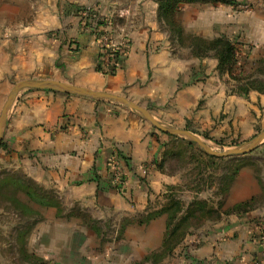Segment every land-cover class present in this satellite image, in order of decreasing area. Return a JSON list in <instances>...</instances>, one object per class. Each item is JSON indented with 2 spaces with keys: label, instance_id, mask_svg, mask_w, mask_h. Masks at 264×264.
Returning a JSON list of instances; mask_svg holds the SVG:
<instances>
[{
  "label": "crops",
  "instance_id": "obj_1",
  "mask_svg": "<svg viewBox=\"0 0 264 264\" xmlns=\"http://www.w3.org/2000/svg\"><path fill=\"white\" fill-rule=\"evenodd\" d=\"M27 1L48 5L40 9L46 18L27 24L19 12L0 14V111L14 81L38 76L124 96L162 123L223 144L264 129V92L232 91L264 78V0L198 1L176 10L185 36L225 37L235 45L232 75L219 72L213 53L196 57L188 43L171 41L158 20V0H114L120 7L113 14L124 19L115 34L128 45L113 74L96 69L98 43L78 12H63L85 0L16 4ZM108 2L89 3L99 12ZM160 148L150 124L122 104L49 90L20 94L6 117L0 160L58 197L57 205L40 206L29 251L45 264H170V256L175 264H264V198L244 213L222 216L209 231L187 235L153 261L167 231V214L159 211L163 194L175 183L157 166ZM255 150L264 157V142ZM113 155L123 172L121 191L110 178ZM258 177L264 180L242 167L223 208L260 195Z\"/></svg>",
  "mask_w": 264,
  "mask_h": 264
},
{
  "label": "rangeland",
  "instance_id": "obj_2",
  "mask_svg": "<svg viewBox=\"0 0 264 264\" xmlns=\"http://www.w3.org/2000/svg\"><path fill=\"white\" fill-rule=\"evenodd\" d=\"M16 1L17 0H10V4H7L6 0H0V14H5L4 16L9 18H16L17 13L19 12L24 16L27 24L33 23L35 19L46 18L47 15L45 12L40 11V9L43 10L44 8H49L48 5L42 4L34 6L28 1L26 4L17 5ZM89 2H93V0H85L82 4L78 3L76 5L72 4L70 6H63L66 9L68 8L67 10L64 9L63 12H78V15H80L79 12L85 6L92 5ZM113 2L116 1L109 0L108 3L99 7L101 11L99 10L97 13L101 14V16L99 15L100 19L109 14H113L115 6H117L116 8L120 7L119 2ZM111 16L113 26L124 22L123 18L116 16L115 14ZM99 22H103V20H100ZM173 47L175 49L178 48L176 45H173ZM25 80L41 81L52 79L38 76L20 78L13 82L11 89L16 83ZM30 90L37 89L25 88L18 92L15 100L23 92ZM148 124H150L157 137L159 148L161 147L160 157L165 161L164 171L175 177V186L171 194L182 198L184 203H188L197 197L207 199L209 205L215 204L218 198L215 193L219 185L220 174H224L225 172L229 173L239 166L240 168L250 166L253 167L257 174H264L263 153L256 151L255 149L257 147L245 154L216 156L207 153L196 142L186 136L171 135L155 128L150 122H148ZM170 126L176 127L173 125ZM259 132L252 135L248 140H239L240 135H238L237 137L232 138V140H226L224 144L223 142H221L222 144H219L218 141H214L210 137H205L203 134L196 135L205 142L208 147L221 152L228 148L245 145L249 140L259 134ZM186 142L191 143L192 146H189ZM207 154L209 156H214L217 159L208 157ZM258 180L263 189L264 180L260 177H258ZM27 191H31L33 194L37 191L39 192L33 179L22 171L7 166L0 160V264H33L34 262V259L29 257L32 253L29 251L27 242L32 233L33 224L39 220V208L42 205L26 195ZM207 217L208 218L205 217L201 220L188 219L186 236L196 234L197 232H199L200 235V233L209 231L215 221L209 219V216ZM211 217L213 218V216ZM102 228L107 232L110 230L109 226H103ZM182 243L183 241L180 245ZM168 259H170V264H175V261L173 262L171 260V256L168 257Z\"/></svg>",
  "mask_w": 264,
  "mask_h": 264
},
{
  "label": "trees",
  "instance_id": "obj_3",
  "mask_svg": "<svg viewBox=\"0 0 264 264\" xmlns=\"http://www.w3.org/2000/svg\"><path fill=\"white\" fill-rule=\"evenodd\" d=\"M198 1H220L235 4V0H158V20L166 25V28L169 30L170 33L171 41L175 40L179 44L188 43L191 53L196 57H203L208 55L209 53H213V55L218 60L217 68L219 72H227L228 74L232 75L233 70L237 66V60L235 45L229 39L225 37H218L209 40L198 36H185L183 34L182 28L175 21V13L179 5ZM96 69L99 71H103L101 70L98 64L96 66ZM260 72L264 73V64H262ZM249 89H256L258 91L264 92L263 78H254L252 80H247L246 82H243L241 84H237L235 89H233L232 91L246 93L247 91H249ZM186 143L189 146H192L191 143ZM220 143L221 142H219V144ZM208 157L215 158L214 156L209 155ZM163 160L161 159L157 163L158 168L161 170L164 167L165 161ZM240 169L241 168L239 166L237 168H234L229 173L225 172L224 174H220L219 185L215 193L218 197L217 202L211 205L208 204L207 199L197 197H195V199L189 201L188 203H184V200L182 198L171 194L172 190H174L175 185L167 186V190L163 194L165 202L159 210L160 213L167 214V231L165 233L161 249L159 250V252L153 255V261H157L167 255H170L175 249V247L183 241L187 234L188 219L201 220L205 217L208 218L207 216H209V219L216 221L224 215L226 216L230 214L244 213L249 209H252L257 204V202L260 201V199L262 200L264 198L263 188L260 195L252 197L247 201L237 203L226 209L223 208L228 189ZM34 183L37 185L39 192L37 191L35 194H33V192L31 191H27L26 195L30 196L35 202L42 206L58 204V197L54 192L44 189L43 187L39 186L35 181ZM154 215L155 214L152 213L149 214L147 217L150 218ZM211 216H213V218ZM35 223L33 224V227ZM29 257L34 259L33 264H45L44 260L39 256L35 255L34 253L30 254Z\"/></svg>",
  "mask_w": 264,
  "mask_h": 264
},
{
  "label": "water",
  "instance_id": "obj_4",
  "mask_svg": "<svg viewBox=\"0 0 264 264\" xmlns=\"http://www.w3.org/2000/svg\"><path fill=\"white\" fill-rule=\"evenodd\" d=\"M25 88H33L37 90H49V91H58L67 94H74L84 97H89L98 100H106L114 103H119L134 110L138 114L142 116L143 119L150 122L155 128L161 130L162 132L171 134V135H183L188 137L189 139L196 142L201 148H203L207 153L216 155V156H228L234 154H245L252 151L256 148L260 143L264 141V129L259 132L255 137L249 140L245 145L239 147L228 148L223 151H216L207 146L205 142H203L196 134L193 132L178 127H171L161 121L157 120L147 109L142 106L134 103L128 98L113 94L106 91H96L85 87H80L71 83L60 82L56 80H41V81H20L16 83L11 89L10 93L7 95L6 101L4 102L1 111H0V143L3 137L4 125L6 122V117L8 115V111L15 100L19 91Z\"/></svg>",
  "mask_w": 264,
  "mask_h": 264
},
{
  "label": "built area",
  "instance_id": "obj_5",
  "mask_svg": "<svg viewBox=\"0 0 264 264\" xmlns=\"http://www.w3.org/2000/svg\"><path fill=\"white\" fill-rule=\"evenodd\" d=\"M83 26L88 27L98 43V65L101 72L106 74L115 73L125 55L127 40H118L115 34L111 16L100 19L97 8L94 5L85 6L80 12ZM100 20L103 22L98 23ZM109 173L115 189L121 191L124 178L123 172L115 155L109 161Z\"/></svg>",
  "mask_w": 264,
  "mask_h": 264
}]
</instances>
